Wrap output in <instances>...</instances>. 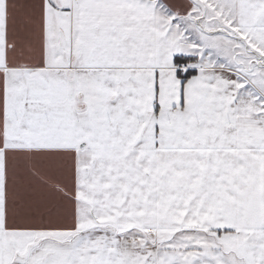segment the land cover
I'll list each match as a JSON object with an SVG mask.
<instances>
[{
    "label": "snow or ice",
    "instance_id": "1",
    "mask_svg": "<svg viewBox=\"0 0 264 264\" xmlns=\"http://www.w3.org/2000/svg\"><path fill=\"white\" fill-rule=\"evenodd\" d=\"M0 264H264V0H0Z\"/></svg>",
    "mask_w": 264,
    "mask_h": 264
}]
</instances>
